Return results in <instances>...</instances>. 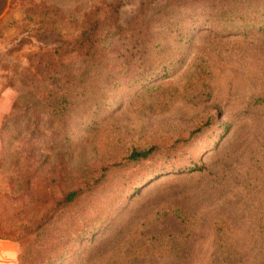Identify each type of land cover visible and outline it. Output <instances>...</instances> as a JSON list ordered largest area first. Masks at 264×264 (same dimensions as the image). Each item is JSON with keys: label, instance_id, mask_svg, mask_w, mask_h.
Returning a JSON list of instances; mask_svg holds the SVG:
<instances>
[{"label": "rangeland", "instance_id": "1", "mask_svg": "<svg viewBox=\"0 0 264 264\" xmlns=\"http://www.w3.org/2000/svg\"><path fill=\"white\" fill-rule=\"evenodd\" d=\"M31 1L80 19L111 0ZM121 1L117 22L126 26L138 0ZM168 1L153 0L146 17ZM21 2L0 0V47L16 35L10 23ZM234 37H196L167 75L117 83L98 107L71 108L65 139L42 138L33 167L38 181L30 191L55 198L64 182L95 176L101 167L111 180L77 221L86 227L84 236L65 252L62 264H264V36ZM5 95L12 102L14 91L5 89ZM60 123L53 120L42 130L56 133ZM16 126L25 128L23 121ZM28 136L25 128L20 138L6 142V169L16 152L25 159ZM151 145L156 150L149 158L124 164L130 148ZM184 165L203 170L177 172ZM42 175L50 180L42 181ZM2 178L0 194L8 182ZM24 200L11 203L21 209L16 218L10 200L0 196L4 264H13L10 256L18 251L13 237L41 210Z\"/></svg>", "mask_w": 264, "mask_h": 264}, {"label": "trees", "instance_id": "2", "mask_svg": "<svg viewBox=\"0 0 264 264\" xmlns=\"http://www.w3.org/2000/svg\"><path fill=\"white\" fill-rule=\"evenodd\" d=\"M152 1L138 0L137 14L126 26L117 22L121 0L102 2L80 19L42 1L20 3L18 18L10 23L16 35L0 47V100L5 89L14 91L12 102L10 97L4 98L8 106L0 112V175L8 181L0 196L10 200L9 208L24 197L26 203L41 205L39 214L28 218L13 237L18 251L22 250L20 264H62L65 252L84 236L86 227H77V221L110 185L101 167L95 176L64 182L66 186L49 200L29 190L32 182L38 181L33 180V167L37 153L43 151L42 138H66L69 123L65 119L72 107H98L108 98L109 88L114 90L117 83L128 82L130 77L142 84L167 75L196 37L233 40L237 35L243 39L264 36V0H169L146 17ZM23 49L17 57L13 55ZM8 120L13 133L8 132ZM53 120L61 122L56 133L42 130L51 127ZM22 121L29 133L23 149L26 157L16 152L11 169H6V142L22 136L25 128L16 126ZM155 150L153 145L132 147L123 162L143 161ZM197 168L203 170L198 165H184L177 172ZM41 179L50 180L43 175ZM14 208L11 213L17 218L21 209ZM261 240L264 253V234Z\"/></svg>", "mask_w": 264, "mask_h": 264}, {"label": "clouds", "instance_id": "3", "mask_svg": "<svg viewBox=\"0 0 264 264\" xmlns=\"http://www.w3.org/2000/svg\"><path fill=\"white\" fill-rule=\"evenodd\" d=\"M21 251L13 252L11 254L10 259L13 261V264H20L18 257L21 254ZM0 264H4V261L2 258H0Z\"/></svg>", "mask_w": 264, "mask_h": 264}, {"label": "crops", "instance_id": "4", "mask_svg": "<svg viewBox=\"0 0 264 264\" xmlns=\"http://www.w3.org/2000/svg\"><path fill=\"white\" fill-rule=\"evenodd\" d=\"M3 97H4V98H7L6 95L3 96ZM4 98H2V99L0 100V112L6 109L5 106H8V103H7V101H6L7 99H4ZM4 108H5V109H4Z\"/></svg>", "mask_w": 264, "mask_h": 264}]
</instances>
